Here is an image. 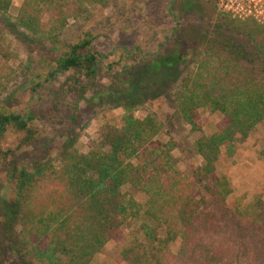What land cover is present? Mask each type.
<instances>
[{"label": "trees", "instance_id": "16d2710c", "mask_svg": "<svg viewBox=\"0 0 264 264\" xmlns=\"http://www.w3.org/2000/svg\"><path fill=\"white\" fill-rule=\"evenodd\" d=\"M98 1L19 0L11 21L4 16L12 0H0V59L9 56L4 32L40 34L44 16L62 24L83 11L85 2ZM179 1L180 10L191 11V0ZM197 1L212 8L213 0ZM251 22V36H244L240 31L247 22L216 11L193 71L179 79L177 66L187 53L181 44L172 45L173 54L157 53L133 71L120 67L118 73L113 66L119 63L103 66L104 56L93 49L89 31L65 44L47 77L36 73L28 87L34 96L41 80L68 73L63 81L67 100L47 105L49 120L73 128L80 100L97 106L104 99L123 109L121 124L102 122L82 155L71 149L55 163L44 159L47 149L28 156L23 148L38 142L34 115L29 109L6 108L0 99V171L8 191V200L0 201V227L14 253L20 249L17 241L40 264H90L96 254H107L106 242L121 232L127 211L137 207L122 190L127 186L145 194V216L178 239L175 253L156 264H264V199H255L251 210L243 212L238 204L225 202V178L213 176L221 147L224 154L232 153L236 135L245 137L255 124L264 125V81L253 72V66L264 70V41ZM1 65L0 87L5 78ZM100 77L108 83H100ZM158 96L167 97L181 121L198 133L193 145L201 164L187 180L173 168L174 143L155 139L161 129L158 119L133 115L134 106ZM200 108L222 116L219 128L208 136L199 134ZM7 133L19 135L13 147L3 144ZM19 218L21 238L16 240L13 227ZM140 230L155 238L154 228L142 224Z\"/></svg>", "mask_w": 264, "mask_h": 264}, {"label": "rangeland", "instance_id": "374dc122", "mask_svg": "<svg viewBox=\"0 0 264 264\" xmlns=\"http://www.w3.org/2000/svg\"><path fill=\"white\" fill-rule=\"evenodd\" d=\"M191 1L193 6L189 12L179 9V0L85 2L83 11L67 18L62 24L44 16V29L40 34L4 32L9 56L6 61L0 59L5 77L0 87V99L6 108L17 111L29 109L34 115L33 126L37 130L38 142L23 148V151L28 156L32 153L37 156L43 149H47L49 153L44 159L55 163L57 156L71 149H75L80 155L84 154L95 139L102 122L108 121L115 126L121 124L123 109L120 106H110L113 104L104 99L97 106L87 105L80 100V112L73 128H69L66 123L49 120L45 114L47 105L50 102L64 104L67 100L64 97L63 81L68 73L41 80L38 93L34 96L28 93L30 78L36 73L44 76L52 68L57 55L64 50L65 44L77 40L84 31H89L93 36V49L104 56L101 58L104 67L110 62L119 63L113 66V73H118L120 67L133 71L160 52L173 54L174 43L185 46L187 53L177 66L178 79L193 71L202 43L209 38V29L215 23L216 11L227 14L231 19L247 22L248 26H242L240 31L244 36L250 31L253 21L258 27L255 28L258 37L264 41V0H213L212 8L200 1ZM18 6L19 0H12L4 17L12 21ZM248 36L251 35L248 33ZM253 72H258L264 81V70L253 66ZM126 75L127 72L123 74L122 80H125ZM177 80L170 83V86L173 87ZM98 81L108 83L104 77H100ZM198 111L196 121L200 127L199 134L208 136L219 128L222 116L218 111L209 108H200ZM146 114L154 115L161 123L155 139L174 143L171 150L173 168L187 180L201 164L193 145L198 133L191 132L190 127L181 121L167 97L158 96L134 106V117L143 118ZM63 131L67 132V137L63 136ZM18 137L19 135L7 133L3 144L13 147L17 144ZM220 151L213 176L224 177L227 182L225 202L230 205L238 204L240 210L248 212L255 199H264V125L255 124L245 137L236 135L232 153L224 154L222 147ZM122 190L134 198L137 207L127 211L121 232L106 242L104 249L107 254H96L90 264H156L167 254L175 253L177 237L166 234L162 227L156 226L154 221L145 216V194L133 192L127 186ZM192 194L194 197L200 195L195 189H192ZM203 195H206L205 192ZM2 199L8 200V191L0 171V201ZM19 217L22 218L23 213ZM17 221L13 227L16 240L21 238L22 228L20 218ZM142 224L155 229V238L151 239L142 233ZM44 241H40L41 246ZM18 245L20 249L15 254V248L10 246L0 227V264H40L30 253L26 254V249L16 241L15 246Z\"/></svg>", "mask_w": 264, "mask_h": 264}]
</instances>
